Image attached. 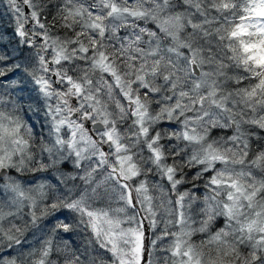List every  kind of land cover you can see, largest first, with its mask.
I'll list each match as a JSON object with an SVG mask.
<instances>
[{
	"label": "snow or ice",
	"instance_id": "1",
	"mask_svg": "<svg viewBox=\"0 0 264 264\" xmlns=\"http://www.w3.org/2000/svg\"><path fill=\"white\" fill-rule=\"evenodd\" d=\"M8 3L18 39L11 51L0 43V87L27 80L48 101L55 143L78 164L95 160L91 197L66 208L79 215L99 264H161L158 252L162 264H264V0H59L55 14L51 0H22L30 13ZM101 83L108 95L118 90V117ZM3 119L0 168L28 145L20 124ZM160 120L174 123L149 127ZM95 123L104 130L93 133ZM9 187L34 231L8 235L0 264H16L13 244L30 250L32 264H50L53 239L35 238L48 216L43 185ZM13 215L0 207V238ZM57 228L69 233L66 221Z\"/></svg>",
	"mask_w": 264,
	"mask_h": 264
},
{
	"label": "clouds",
	"instance_id": "2",
	"mask_svg": "<svg viewBox=\"0 0 264 264\" xmlns=\"http://www.w3.org/2000/svg\"><path fill=\"white\" fill-rule=\"evenodd\" d=\"M59 0H51V11L55 14ZM177 11L181 9L177 7ZM150 22V21H149ZM30 73L32 70L29 68ZM92 79L100 81L104 79L103 74H92ZM27 85V88H25ZM104 90L100 95L103 101L108 105V110L114 113V116H119V110L116 108V102L120 99L119 92L113 86L111 94L108 95L105 84H98ZM32 85L27 80H17V86L13 89L5 82L4 87H0V113L3 114V123L9 124L10 121L20 124L19 135L28 141L26 150L15 152L11 161L5 159L3 168H0V207L4 208L7 213L11 211L15 215L6 216L3 221L4 236L0 238V251H8L10 241L7 239L11 235L15 239L20 230L19 239L23 240L28 232L34 231L31 221L28 219L30 209L27 205L13 206L12 201L15 198V193L9 187L10 184H19L26 192L34 190L39 185H43V191L46 194L42 200L41 206L47 207L48 216L41 222L38 231H35V238L47 239L51 237L54 241V255L50 258V264H68L67 256L63 251L56 252L57 249L63 250L67 248L69 252L79 257L80 264H92L93 258H96L95 264H99L97 250L95 246L89 242L88 233L84 226L79 223V215L71 209H67L66 205L73 200H77L81 195L87 193L91 197L92 190L96 187L95 183H90L87 180V175L90 170L96 167L94 159L76 162L74 154L69 152L65 147L55 143L56 134L52 131V121L43 97L38 92L32 91ZM71 97H69V101ZM79 107V101L77 102ZM151 109V106H150ZM83 111V110H82ZM82 111L79 116H82ZM154 115V113H153ZM79 118V117H78ZM81 123L87 124L88 121L81 119ZM123 124V121H121ZM169 122L160 120L155 124L149 125L150 128L162 131L159 125L168 126ZM93 133H99L104 130V126L100 123L91 125ZM171 131V129H169ZM99 144L100 137L97 135ZM179 145L178 150L186 151L185 145L181 141H176ZM8 151L14 149V145L10 141L5 140L3 143ZM111 151V146H108ZM136 153L141 152V149L136 148ZM135 154V153H134ZM146 156V153L144 154ZM191 155V153H187ZM187 158V157H185ZM112 161L110 160L109 163ZM147 163V160H145ZM99 179L100 177L97 176ZM153 183V181H149ZM155 183L162 184V178L157 177ZM90 204L93 201H88ZM99 203V202H97ZM56 204V208L51 205ZM116 205L114 204L113 207ZM62 213H67L63 215ZM69 224V233H65L62 229L57 228V224L64 222ZM193 226H199V217L193 213ZM28 243H32L33 247H38L34 243L32 236L28 237ZM75 242V243H73ZM16 248L14 256L16 264H32L34 257L29 255V249H21L13 244ZM78 246V247H77ZM164 253H160L161 264L163 262Z\"/></svg>",
	"mask_w": 264,
	"mask_h": 264
},
{
	"label": "trees",
	"instance_id": "3",
	"mask_svg": "<svg viewBox=\"0 0 264 264\" xmlns=\"http://www.w3.org/2000/svg\"><path fill=\"white\" fill-rule=\"evenodd\" d=\"M11 26L8 27L4 24L3 14L0 11V43L8 45L9 51H11V48L15 46V41H16L14 38V33H11L14 32L11 29Z\"/></svg>",
	"mask_w": 264,
	"mask_h": 264
},
{
	"label": "rangeland",
	"instance_id": "4",
	"mask_svg": "<svg viewBox=\"0 0 264 264\" xmlns=\"http://www.w3.org/2000/svg\"><path fill=\"white\" fill-rule=\"evenodd\" d=\"M4 2H8V0H4ZM159 254H160V253L158 252V253H157V256H159Z\"/></svg>",
	"mask_w": 264,
	"mask_h": 264
}]
</instances>
